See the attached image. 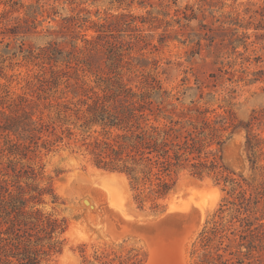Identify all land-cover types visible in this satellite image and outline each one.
<instances>
[{
	"label": "rangeland",
	"instance_id": "rangeland-1",
	"mask_svg": "<svg viewBox=\"0 0 264 264\" xmlns=\"http://www.w3.org/2000/svg\"><path fill=\"white\" fill-rule=\"evenodd\" d=\"M57 114H158L186 128L223 119L207 130L209 158L263 192L260 211L264 0H0V264H21L15 241L37 249L32 264H200L206 253L236 262L238 225L215 215L234 185L188 165L156 198L96 166L74 123L68 136L36 132L31 152L30 118ZM12 194L27 199L19 230ZM217 220L226 236L204 246L201 232Z\"/></svg>",
	"mask_w": 264,
	"mask_h": 264
},
{
	"label": "trees",
	"instance_id": "trees-1",
	"mask_svg": "<svg viewBox=\"0 0 264 264\" xmlns=\"http://www.w3.org/2000/svg\"><path fill=\"white\" fill-rule=\"evenodd\" d=\"M157 115L57 114L56 120L42 121L39 125L29 117L30 122L27 128L28 138L31 140L29 149L31 152L35 151L36 132L41 133L45 129L54 132L59 126L61 134L68 136L73 133L65 134L73 129L68 124L72 126L74 123V127L80 128L81 134H84L83 144L94 154L96 166L125 173L134 188L140 189L141 186H145L149 189V194L156 198L165 197L172 191L175 185L173 173L188 165L194 176L203 178L205 175H213L217 180H224L225 183L234 185L230 192L234 198L222 204L215 215L222 218L228 217V222L238 225L233 230L238 242V254L245 251L243 258L238 257L237 261L231 264H264L262 260L264 255V207L259 211L257 206L263 199L260 195L263 192L248 193L242 184L232 178L228 168L217 162L216 152L211 150L214 158L210 159L209 151L206 150L211 141L207 132L208 128H211L213 124L224 127L221 125L223 119H214V122L207 119L201 122L192 121L190 122L192 127L186 128L177 120L164 124L158 123ZM73 116L76 118L74 119ZM217 130L219 126L215 128V131ZM88 138L91 140L87 141ZM49 142L54 143L50 140L47 143ZM219 144L222 145L223 142ZM36 191L42 194L40 190L36 189ZM7 202L21 211L23 221L15 223L19 230L22 224L29 222L28 215L24 211L27 199L12 194L7 198ZM224 213L227 214L224 215ZM34 214L38 215L34 217L36 223L41 220L44 222V228L49 227L52 232L56 230L55 221L49 217H40L39 211H35ZM222 226L223 221L217 220L214 226L201 232L204 246L209 247L217 236L220 241H223L226 234L223 232L220 234ZM13 228L14 225L11 226V229ZM15 246L20 250L18 255H20L21 264H32L26 260L36 259L38 256L36 248L22 249L17 241H15ZM220 256L210 257L206 253L200 264H218ZM34 264H39V262ZM221 264H228V261H223Z\"/></svg>",
	"mask_w": 264,
	"mask_h": 264
},
{
	"label": "bare ground",
	"instance_id": "bare-ground-1",
	"mask_svg": "<svg viewBox=\"0 0 264 264\" xmlns=\"http://www.w3.org/2000/svg\"><path fill=\"white\" fill-rule=\"evenodd\" d=\"M105 176L109 177V178H119V174L117 173H110V172H105ZM106 178V177H104ZM122 178V177H121ZM218 193V192H217ZM123 197V196H122ZM218 201V198L215 197L214 201L212 202V206ZM122 203V202H121ZM169 203L172 204L173 203V198L169 199ZM211 206V207H212ZM159 262V261H156ZM152 263V262H150ZM160 263V262H159Z\"/></svg>",
	"mask_w": 264,
	"mask_h": 264
}]
</instances>
